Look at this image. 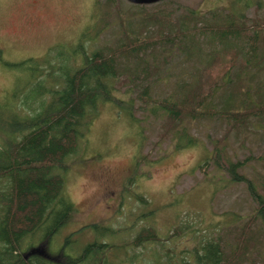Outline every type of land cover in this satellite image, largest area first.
<instances>
[{"label":"rangeland","instance_id":"1","mask_svg":"<svg viewBox=\"0 0 264 264\" xmlns=\"http://www.w3.org/2000/svg\"><path fill=\"white\" fill-rule=\"evenodd\" d=\"M163 1L146 5L145 12L174 10L173 16L179 17L197 13L211 22L221 10L230 9L231 2ZM260 1L259 8L246 10L248 19L264 18V0ZM113 3V8L106 7L104 26L100 21L104 7H93L94 0H0V102H24L32 95L35 72L17 70L14 65L29 59L36 64L48 56L56 58L57 54L71 62L72 51L90 24V15L97 18L98 26H104L92 47L116 45L122 38L119 20L129 19L134 24L141 16H133L130 4L124 0ZM213 14L216 15L212 17ZM203 44L200 50L208 51L209 46ZM90 50L86 46L85 54ZM77 53L73 55L75 67L82 61V54ZM147 55L146 60L159 71L157 81L148 85L153 102L170 95L176 97L178 85L192 82L195 71L208 66L192 56L186 59L184 53L175 50L168 53L158 48ZM229 61L225 56L219 64L229 70ZM27 68L33 69L30 64ZM118 81L112 95L121 102L132 101L131 117L114 103L98 105L76 154L67 162L65 194L75 213L55 239L37 242L33 247L45 253V259L63 263L65 257L75 256L98 236V232L85 228L95 223L125 231L104 240L112 245L105 254L109 264H194L198 244L210 239L224 252L235 251L239 228L246 226L247 238H253V243H249L246 257L232 264H264V228L257 222L244 224L253 207L244 185L228 183L227 175L216 170L209 158L212 145H225V155L232 160L252 156L242 171L255 183L260 178L264 181V130L255 126L250 127V132L238 128L239 134L231 130L222 140L224 121L216 117L198 120L189 123L188 134L195 138L194 145L175 149L176 138L171 135L169 122L157 109L151 112L155 105H144L137 98V88ZM206 158L209 160L202 164ZM134 170L136 180L126 182ZM137 196L147 205L142 206ZM141 227L153 228L159 241L131 247L130 241ZM77 230L79 234L71 239L69 250L63 251L64 238ZM31 250L26 247L23 254Z\"/></svg>","mask_w":264,"mask_h":264},{"label":"trees","instance_id":"2","mask_svg":"<svg viewBox=\"0 0 264 264\" xmlns=\"http://www.w3.org/2000/svg\"><path fill=\"white\" fill-rule=\"evenodd\" d=\"M100 1L94 0L93 7H104L100 21L106 26V7L113 8L115 4L113 0ZM167 1L170 0L163 2ZM230 1V9L221 10L214 19L213 14L211 22L197 13L173 16L174 10L147 14L146 5L130 4L129 12L141 19L134 24L129 19L119 20L122 38L113 47H92L104 26H98L97 18L90 15V24L82 31L71 62L57 54L56 58L48 56L41 62L39 59L36 64L29 59L14 65L17 70H30L35 75L28 100L0 102V264H58L45 259V253L33 246L55 239L75 213L65 194L67 162L76 154L98 105L114 103L131 117L132 101L121 102L112 95L119 79L137 88L138 100L146 106L154 104L151 112L157 109L169 122L171 135L176 138L175 149L194 145L195 138L188 134L189 123L198 120L216 117L224 121L222 140L231 130L239 134L238 128L250 132V127L255 126L264 130V18L251 20L245 15L247 9L259 8L262 2ZM203 42L209 46L208 51L200 50ZM86 46L91 47L89 54H85ZM158 48L184 53L186 59L192 56L208 66L196 70L192 82L178 85L176 97L170 95L153 102L148 96V85L157 81L159 71L145 55H152ZM77 52L82 54L79 67L72 63ZM225 56L230 59L229 70L219 64ZM29 64L33 69L27 68ZM224 146L212 145L209 158L216 170L227 175L228 183L244 185L253 205L244 224L257 222L264 228V181L260 178L255 183L242 171L253 157L232 160L225 155ZM136 178L134 170L126 182ZM137 199L142 206L147 205L140 197ZM85 228L98 232V236L59 264H109L105 254L112 245L104 240L125 231L95 223ZM239 233L237 249L229 253L210 239L198 244L193 253L194 264L241 261L253 238H247L246 226H241ZM78 234L77 230L64 238L63 251L69 250L71 239ZM158 241L153 228L141 227L130 246ZM26 247L32 250L24 255Z\"/></svg>","mask_w":264,"mask_h":264},{"label":"water","instance_id":"3","mask_svg":"<svg viewBox=\"0 0 264 264\" xmlns=\"http://www.w3.org/2000/svg\"><path fill=\"white\" fill-rule=\"evenodd\" d=\"M124 1L133 5H149L160 2L162 0H124Z\"/></svg>","mask_w":264,"mask_h":264}]
</instances>
